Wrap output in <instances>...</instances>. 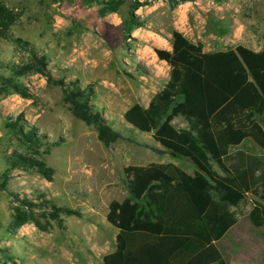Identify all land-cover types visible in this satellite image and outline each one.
I'll list each match as a JSON object with an SVG mask.
<instances>
[{
  "label": "rangeland",
  "instance_id": "rangeland-1",
  "mask_svg": "<svg viewBox=\"0 0 264 264\" xmlns=\"http://www.w3.org/2000/svg\"><path fill=\"white\" fill-rule=\"evenodd\" d=\"M57 2L61 1L0 0L21 12L13 34L29 42V48H24L0 39V76H7L12 65L31 63V49L36 56L46 57L47 72L53 80L48 82L43 74L23 77L22 82L34 94L32 99L0 94V176L14 151L29 152L6 127L19 115L44 137L38 158L54 170L51 182L34 170L11 171L6 191H0V264H102L103 256L115 249V228L105 216L109 203L127 193L125 167L162 163L185 172L196 171L186 158L153 153L146 147L155 145L151 136L132 129L123 119L132 104L145 105L166 84L167 80H157L153 75V52L167 44L174 18L185 14L193 25L192 14H199V26L191 39L201 42L205 49L264 45V0H197V5L181 2L172 10L166 0H139L142 6L134 13L144 24L129 38L121 32L118 14L100 16L97 6L84 7L80 1L79 13L76 8L74 13H61L62 3ZM130 2L126 0L122 15H126ZM144 31L152 34L145 38ZM105 49L108 55L103 54ZM54 80L63 81L69 89H85L92 110L102 114L126 139L104 146L95 126L74 116ZM172 123L177 128L185 125L178 118ZM240 150L259 157L264 164V150L251 142H244ZM10 193L33 203L44 198L50 205L74 210L78 215H62L60 225L52 221L46 230L32 223L14 229L12 206L17 204ZM256 200L249 194L237 216H243L244 208ZM263 231L264 226L253 233Z\"/></svg>",
  "mask_w": 264,
  "mask_h": 264
},
{
  "label": "trees",
  "instance_id": "trees-1",
  "mask_svg": "<svg viewBox=\"0 0 264 264\" xmlns=\"http://www.w3.org/2000/svg\"><path fill=\"white\" fill-rule=\"evenodd\" d=\"M79 1L84 7L97 6L100 16L118 14L126 38L144 24L134 13L142 6L139 0H130L125 16L122 8L126 0ZM166 1L172 10L181 2L195 0ZM21 15L0 3V39L29 48V42L16 37L12 30ZM170 34L171 51L154 50L170 66L169 80L147 107L134 103L123 119L164 149L146 145L153 153L186 158L196 171L189 175L173 164L125 167L128 197L122 202L113 200L107 207L106 221L118 233L115 249L103 256L102 264H228L218 242L236 224V209L249 194L258 201L244 212L246 219L254 228L264 226V164L259 157L240 150L244 142L264 150V46L258 52L242 45L204 52L201 42H192L175 29ZM30 54L31 63L12 65L7 76H0L1 95L32 99V90L22 82L30 74H43L48 82L53 81L46 57L36 56L31 49ZM139 68L147 72L141 65ZM54 82L62 88L74 116L95 126L104 146L126 139L102 114L92 110L85 89H69L63 81ZM177 117L186 121L187 128L173 125ZM6 127L29 152L12 153L8 168L0 176V191H6L15 169L34 170L51 182L54 170L38 158L44 137L21 115L9 120ZM9 196L17 204L12 206L14 229L32 223L46 230L52 221L60 225L62 215H78L74 210L50 205L44 198L33 203L19 194Z\"/></svg>",
  "mask_w": 264,
  "mask_h": 264
},
{
  "label": "crops",
  "instance_id": "crops-1",
  "mask_svg": "<svg viewBox=\"0 0 264 264\" xmlns=\"http://www.w3.org/2000/svg\"><path fill=\"white\" fill-rule=\"evenodd\" d=\"M188 3H192L194 5H197V0L195 1H187ZM58 4L62 3L61 10H63L61 13H74V9L79 8V0H75L74 3H67L66 1L57 2ZM77 13H79V10L77 9ZM193 16V25L188 22L187 16L181 15L179 17L174 18L173 20V29L181 32L185 37H187L189 40L194 42L191 39V36L193 32L198 28L199 21L197 20L200 15L199 14H192ZM119 24H116V26ZM179 25V26H178ZM145 32V31H144ZM171 32V31H170ZM170 32L167 34L168 36V42L165 46H157L154 48L163 49L166 51H171V45H170V38L171 34ZM152 34L150 32H145L143 36L145 38H148L149 35ZM244 46V45H242ZM264 46V45H263ZM262 46V47H263ZM247 47V46H245ZM261 48H249L255 52L260 51ZM204 52H212L211 49H205L203 46ZM220 50V49H218ZM222 50V49H221ZM216 51V50H215ZM109 51L108 49L103 50L104 55H108ZM153 57H155V63H153V75L157 80H169L170 76V66L167 64L166 61L160 60L156 53L153 52ZM71 67V66H70ZM166 81V83H167ZM164 86H162L163 88ZM161 88V89H162ZM160 89V90H161ZM158 90V91H160ZM157 91V92H158ZM156 92V93H157ZM154 93V95L156 94ZM152 98V97H151ZM150 98V100H151ZM149 100V101H150ZM149 101L143 105L147 107ZM178 119H181L184 121L185 125L180 128H187V123L182 117H177ZM175 118V119H177ZM177 128V127H176ZM156 147L161 148L158 144ZM162 149V148H161ZM164 150V149H162ZM154 164H162V163H154ZM136 166H145V165H136ZM185 172V171H184ZM189 175H193L195 171L192 173L186 172ZM128 197L127 193L121 200H115L118 202H122L124 199ZM241 208L240 206L236 209V211H239ZM249 208L246 206L243 211H247ZM263 227V226H262ZM262 227L254 228L250 225L249 221L246 219L245 213L243 216H237V222L236 224L231 227L226 235L223 237V239L218 242V247L221 250L223 258L226 260L228 264H264V231L259 234H254V230L262 229ZM118 231L115 229V237L117 235Z\"/></svg>",
  "mask_w": 264,
  "mask_h": 264
}]
</instances>
